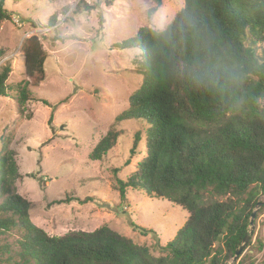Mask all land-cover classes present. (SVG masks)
Returning <instances> with one entry per match:
<instances>
[{
  "label": "trees",
  "instance_id": "obj_1",
  "mask_svg": "<svg viewBox=\"0 0 264 264\" xmlns=\"http://www.w3.org/2000/svg\"><path fill=\"white\" fill-rule=\"evenodd\" d=\"M6 1L14 0H0V24L11 19ZM147 1L151 17L163 0ZM55 22L53 15L45 27ZM114 47L140 52L142 82L88 160H101L115 147L123 134L117 124L138 123L142 129L134 133L129 155L143 142V157L125 180L112 170L119 199L125 201L128 190L142 191L186 211L185 223L164 246L153 231L133 226L155 237L157 256L105 225L51 237L31 223V203L15 186L22 178L15 154L5 147L0 236L19 233L16 264L234 262L264 194V0H184L163 31L141 27ZM21 53L24 80L7 84L10 66L1 67L0 98L11 100L22 115L34 100L29 87L44 79L47 55L35 36L24 40Z\"/></svg>",
  "mask_w": 264,
  "mask_h": 264
},
{
  "label": "rangeland",
  "instance_id": "obj_2",
  "mask_svg": "<svg viewBox=\"0 0 264 264\" xmlns=\"http://www.w3.org/2000/svg\"><path fill=\"white\" fill-rule=\"evenodd\" d=\"M94 5L96 10L84 11V6ZM183 5L184 0H163L148 17L147 0L5 2L11 19L0 24V68L10 66L7 84L24 80L25 39L37 37L47 55L44 79L29 87L34 100L22 115L11 100L0 98V153L5 147L14 152L22 177L16 190L31 203V223L47 235L93 232L105 225L157 256L155 237L133 226L153 231L164 246L185 223L186 211L164 199L149 198L138 190H128L123 202L119 199L112 170L125 180L143 157V142L135 156L129 155L133 135L142 129L138 123L117 124L116 131L123 134L115 147L101 160H88L142 82L140 52L114 46L134 37L141 27L163 31ZM53 15L54 26L45 27ZM259 202L249 240L230 264H264L259 245L264 247V194ZM18 234L0 236V264L18 262Z\"/></svg>",
  "mask_w": 264,
  "mask_h": 264
},
{
  "label": "water",
  "instance_id": "obj_3",
  "mask_svg": "<svg viewBox=\"0 0 264 264\" xmlns=\"http://www.w3.org/2000/svg\"><path fill=\"white\" fill-rule=\"evenodd\" d=\"M262 205V203L261 202H259V203H257V205H256V207L258 208V207H260ZM255 217V211H253L252 213H251V217H250V225H252V220H253V218ZM249 240V236H248V234H246L245 236H244V238H243V241H242V244H241V246L237 249V251L235 252V256H234V258H233V261L235 260V259H237L241 254H242V252H243V250H244V247H245V245H246V242Z\"/></svg>",
  "mask_w": 264,
  "mask_h": 264
}]
</instances>
